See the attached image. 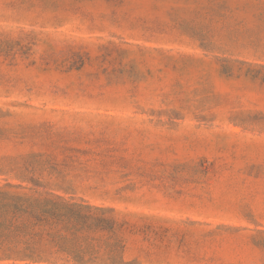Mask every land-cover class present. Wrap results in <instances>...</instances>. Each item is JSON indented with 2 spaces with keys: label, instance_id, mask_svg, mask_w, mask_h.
Returning a JSON list of instances; mask_svg holds the SVG:
<instances>
[{
  "label": "rangeland",
  "instance_id": "obj_1",
  "mask_svg": "<svg viewBox=\"0 0 264 264\" xmlns=\"http://www.w3.org/2000/svg\"><path fill=\"white\" fill-rule=\"evenodd\" d=\"M31 166L166 218L127 260L264 264V0H0V183Z\"/></svg>",
  "mask_w": 264,
  "mask_h": 264
},
{
  "label": "trees",
  "instance_id": "obj_2",
  "mask_svg": "<svg viewBox=\"0 0 264 264\" xmlns=\"http://www.w3.org/2000/svg\"><path fill=\"white\" fill-rule=\"evenodd\" d=\"M14 171L0 167L2 175ZM46 172L24 167L16 175L28 181L0 183V264H142L126 258L127 231L154 230L166 218L78 199L73 189L35 178Z\"/></svg>",
  "mask_w": 264,
  "mask_h": 264
}]
</instances>
